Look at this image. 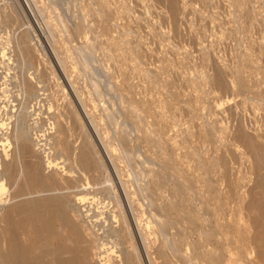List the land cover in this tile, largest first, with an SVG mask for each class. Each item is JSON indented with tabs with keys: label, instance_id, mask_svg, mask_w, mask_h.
<instances>
[{
	"label": "rangeland",
	"instance_id": "obj_1",
	"mask_svg": "<svg viewBox=\"0 0 264 264\" xmlns=\"http://www.w3.org/2000/svg\"><path fill=\"white\" fill-rule=\"evenodd\" d=\"M6 9L18 20L10 18ZM0 14L4 15L0 16V72L12 96L9 102L0 101V184L13 191L4 160L6 152L14 153V144L9 146L12 128L24 112L27 116L21 124L27 140L36 139L40 151L20 152V163L29 174L35 167L45 178L49 173L54 176L48 181L49 192L31 200L54 196L65 203L74 201L67 213L101 246L99 261H115L120 249L139 244L135 235L132 240L123 232L113 233V226L122 228L123 221L114 223L122 208L130 228L132 222L152 231V250L141 249L147 256L144 264H264V0H0ZM21 42L33 46L39 54H33L35 63L42 70L30 66L21 53L24 47L19 48ZM44 63L50 65L46 94L55 91H50L51 98L44 97L42 106L48 108L52 99L60 102L59 109L36 106L25 111L21 105L29 101L23 84L33 77L36 82ZM22 70L27 71L24 76ZM60 86L66 90L64 96L69 94L64 102L57 100ZM135 87H139L136 93ZM72 88L79 94L82 90V104L86 110L90 104L93 115L81 109L83 129L74 120L69 127L71 120L67 121L68 138L73 141L69 155L56 140L59 124L52 122L55 110L59 114L65 110L62 117L68 120L73 106L81 108ZM140 94L141 100L145 97L141 104ZM10 111L17 116L12 118ZM40 115L47 126L33 130ZM98 126L109 135L104 140L119 158L118 170L96 134ZM83 148L90 153L91 169L77 162ZM66 175L70 180L64 187ZM122 187L134 191L135 199L127 200ZM8 191L2 194L0 214L18 206L22 211L13 222H27V204L14 202ZM60 222L50 229L57 230ZM36 229L31 223L29 232L19 230L16 246L34 250ZM0 233L11 237L13 230L0 229ZM63 239L62 235L52 238L46 250L16 264H44L45 252Z\"/></svg>",
	"mask_w": 264,
	"mask_h": 264
},
{
	"label": "bare ground",
	"instance_id": "obj_2",
	"mask_svg": "<svg viewBox=\"0 0 264 264\" xmlns=\"http://www.w3.org/2000/svg\"><path fill=\"white\" fill-rule=\"evenodd\" d=\"M24 4V3H23ZM28 4V3H27ZM22 6V5H21ZM24 6H25V4H24ZM31 6V5H30ZM15 7H17V6H15ZM20 8V7H19ZM24 8V7H23ZM22 7H21V9H23ZM9 10V9H8ZM13 10V9H12ZM24 10H25V8H24ZM6 11V14L7 15H9V17L10 18H14V17H17V16H15L14 14V16L12 15V17L10 16V13L12 14V12H9V13H7V9L5 10ZM23 11V10H22ZM28 11V10H27ZM25 12H26V10H25ZM31 12H32V10H31ZM28 15V14H27ZM30 15V14H29ZM33 15H34V13H33ZM0 16H1V14H0ZM2 16H4V15H2ZM1 16V17H2ZM6 16V15H5ZM1 17H0V19H1ZM27 17V16H26ZM31 17V16H30ZM14 20H16V19H14ZM17 20H18V17H17ZM30 20V19H29ZM16 22V21H15ZM17 23V22H16ZM32 24V23H31ZM3 27V26H2ZM4 28V27H3ZM9 28V27H8ZM44 28V27H43ZM42 28V29H43ZM0 29H2L1 27H0ZM12 29V28H11ZM27 29V28H26ZM41 29V28H40ZM13 30V29H12ZM11 30V31H12ZM34 30V29H33ZM55 30V29H54ZM10 31V32H11ZM30 31V30H29ZM22 32V31H21ZM39 32V31H38ZM43 32V31H42ZM52 32H54L53 31V29L51 30V33ZM13 33V31L11 32V34ZM23 33H24V31H23ZM27 31L23 34L24 36H26L27 34ZM29 33V32H28ZM46 33H48L49 34V32H46ZM47 34V35H48ZM56 34H57V32H56ZM18 35V34H17ZM38 35V34H37ZM43 35V34H42ZM54 35V36H53ZM20 36V35H19ZM33 36L34 37H36V35H34L33 34ZM41 36V35H40ZM46 36V35H45ZM44 36V37H45ZM49 36V35H48ZM52 38H55V34H53L52 33ZM38 37V36H37ZM46 38V37H45ZM51 38V36H50V39H52ZM23 39V38H22ZM21 39V40H22ZM35 39V38H34ZM43 39V38H42ZM49 39V38H48ZM20 40V41H21ZM38 40V39H37ZM53 40V39H52ZM24 41V40H23ZM33 41V40H32ZM40 41V40H39ZM42 41V40H41ZM19 42V41H18ZM17 42V43H18ZM43 42H44V40H43ZM48 42V41H47ZM12 43V42H11ZM24 44H28V43H25V42H23ZM23 43L21 42V44L23 45ZM34 43V42H33ZM39 43V42H38ZM45 43V42H44ZM14 44V43H13ZM35 44V43H34ZM40 44V43H39ZM48 44V43H47ZM50 44V43H49ZM54 44V43H53ZM21 46V45H19V46H21V47H19L20 49H23V47H24V50L23 51H21V50H19V53H20V51H21V53L23 54V52L26 54V56H27V58L29 59V64H30V66L32 67V68H35L36 70L35 71H37L38 72V70H42L41 68L40 69H38V67L41 65L40 63L38 64H36L35 63V60H34V56H33V54L35 55V52H34V49H33V46L31 47L30 46V43H29V47L33 50V52H31V50L29 49V47L28 46ZM31 45H32V43H31ZM40 46V45H39ZM47 46V45H46ZM49 46V45H48ZM52 46V45H51ZM14 47V46H13ZM37 47V46H36ZM43 46H40V49L42 48ZM34 48H35V46H34ZM45 48V47H44ZM50 48V47H49ZM14 49V48H13ZM37 48H35V50H36ZM46 49H48L47 47H46ZM45 49V50H46ZM38 50V49H37ZM36 50V51H37ZM15 51V50H14ZM17 51V50H16ZM15 51V52H16ZM43 51V50H42ZM38 52V51H37ZM41 52V51H40ZM44 52V51H43ZM39 53V52H38ZM16 54V53H15ZM24 54V55H25ZM43 54H45V52L43 53ZM50 54V53H49ZM54 54H55V57H56V59H57V62H58V57H57V55H56V51H54ZM24 55H22V56H20V57H24ZM39 54H37V55H35V56H38ZM16 56V55H15ZM25 56V57H26ZM45 56H46V54H45ZM51 56V55H50ZM15 58H17V57H15ZM36 58V57H35ZM48 58V57H47ZM25 59V58H24ZM39 59V58H38ZM22 60V59H21ZM44 60H46V58L44 59ZM13 61V60H12ZM41 61V60H40ZM54 61V60H53ZM38 62V61H37ZM47 62V61H46ZM49 62H50V60H49ZM49 62H48V64H49ZM55 62V61H54ZM22 63H23V61H22ZM41 63H42V61H41ZM51 63V62H50ZM19 65V64H18ZM24 65V64H23ZM22 65V66H23ZM44 66V68H45V70L44 71H39L40 73H39V75H38V77H37V80H36V82L34 81V80H31V79H33V78H30V80H28L27 82H26V84L24 85L23 84V86H25V93H26V95H28V98L26 97V101L28 102V103H26V105H21V106H23L22 108H23V110H29V109H31V108H34V107H38L39 106V108L40 109H43V107H44V105L42 106V102H43V100H44V102L43 103H45V101L47 100V98H44V97H46V96H48V98H51V97H49V95H50V91L53 89H51V90H48L47 91V93L49 92V94H46V87H45V84H46V63H44L43 64ZM50 65H52V63L50 64ZM50 65H48L49 67H50ZM54 65V64H53ZM60 65V64H59ZM25 66V65H24ZM23 66V67H24ZM28 66V65H27ZM42 66V65H41ZM47 66V67H48ZM152 66H156V65H152ZM22 67V68H23ZM53 67V66H52ZM164 67V66H163ZM162 67V68H163ZM0 68H1V63H0ZM30 68V67H29ZM31 68V69H32ZM156 68V67H155ZM154 68V69H155ZM165 68V67H164ZM53 69H55L54 67H53ZM153 69V68H152ZM153 69V70H154ZM26 70V69H25ZM165 70H167V68L165 69ZM0 71H1V69H0ZM19 71V70H18ZM23 71V70H22ZM30 71V70H29ZM34 71V70H33ZM33 71H31V72H33ZM55 71V70H54ZM53 71V72H54ZM57 71V70H56ZM63 72V74H65V76L68 78V79H70V73H68V71L67 70H62ZM27 72V71H26ZM26 72H24L23 71V75H22V73H20V75H22V76H24V73L26 74ZM48 72V71H47ZM50 72H51V70H50ZM52 72V74H54ZM167 72V71H166ZM11 73V72H10ZM38 74V73H37ZM73 74V73H72ZM15 75V74H14ZM17 75H19V73L17 74ZM16 75V76H17ZM29 75V74H28ZM31 75H32V73H31ZM48 75V74H47ZM7 76V75H6ZM27 76V75H26ZM36 76V75H35ZM55 76H56V74H55ZM72 76L73 75H71V78H72ZM21 77V76H20ZM53 77V76H52ZM76 77V76H75ZM19 78V77H18ZM23 78V77H22ZM21 78V79H22ZM77 78V77H76ZM125 78V77H124ZM51 79V78H50ZM56 79V78H55ZM67 79V80H68ZM3 79H2V76H1V72H0V101L1 100H3V99H5V100H7L8 99V102H9V98H11L12 96H9V94H8V90H7V87H4V83H3V81H2ZM52 80V79H51ZM58 80V79H57ZM127 80V79H126ZM34 81V82H33ZM50 81V80H49ZM72 81V83L74 82L73 80H71ZM129 81V80H128ZM122 82V81H121ZM127 82V81H126ZM14 83H15V87H16V82L14 81ZM19 83H20V81H19ZM18 83V84H19ZM54 83V82H53ZM56 83V82H55ZM141 83H142V81H141ZM140 83V84H141ZM66 84V83H65ZM74 84H75V82H74ZM127 84H128V82H127ZM136 84V83H135ZM145 84V83H144ZM22 85V84H21ZM52 85V84H51ZM123 85V84H122ZM137 85H139V83L137 84ZM137 85H135L136 87H137ZM53 86H54V84H53ZM65 86H67V84L65 85ZM70 86V85H69ZM76 87V90H77V85H75ZM125 86H126V84H125ZM133 86V85H132ZM142 85H139V87H141ZM13 87H14V85H13ZM18 87H19V85H18ZM45 87V88H44ZM62 86H60L59 88H60V91L59 92H61L62 94H63V96H62V94H61V97H60V95H59V97H57V98H59V99H57V100H63L64 99V97H67L69 94H67V95H65L64 96V94H65V92L64 91H66L63 87L61 88ZM73 87V86H72ZM124 87V86H123ZM135 87V88H136ZM138 87V88H139ZM19 88H21V87H19ZM18 88V89H19ZM49 88H50V86H49ZM49 88H47V89H49ZM71 88V87H70ZM129 88V87H128ZM134 88V87H133ZM138 88H136L135 89V93H136V90L138 89ZM17 89V88H16ZM56 89V88H55ZM73 89V91H74V93H75V98L80 102V104H81V108L79 107V111L78 110H76V108H74V106H73V102H70L69 103V105H68V107H71V109H72V106H73V110H69V112H71V113H69L70 114V116L69 115H67V116H69V119L68 120H66V119H64L62 116L64 115V109H66L67 110V108H64L63 110V112L62 113H60L59 114V110H55V113H54V110H52L53 111V113L55 114L54 115V117H53V119H54V121L52 122V123H58L59 125H58V134H57V136H56V140L58 141V143L62 146V148H63V152H66V153H68L69 155H71L70 154V149H71V146H72V144H71V142H73V141H69V138H68V131H70V129L67 127V125L69 124V123H67V121H69V120H71V122H70V124L68 125L69 127H71V124H72V121L74 120V123L75 124H79V128H81V129H83V126H84V124H83V120H82V117H83V114H82V110L84 111V113L86 114V111L88 112V114H90V116L92 117V113H91V108L90 109H88L89 107H90V104H89V107L87 108V110H86V107H87V105H83L85 102H82V100H81V96L80 95H82V98H83V93H81V91L82 90H80V94L78 93V91H76L74 88H72ZM144 89H145V87H144ZM20 90V89H19ZM22 90H23V88H22ZM54 90V89H53ZM133 90V89H132ZM141 90H143L142 88L140 89V91ZM147 90V89H146ZM11 91V90H10ZM18 91V90H17ZM16 91V93H20V91H18L17 92ZM55 91V90H54ZM54 91L52 92L51 91V94L53 93L54 94ZM139 91V90H138ZM145 91V90H144ZM56 92H57V90H56ZM133 92H134V90H133ZM141 92H143V91H141ZM140 92V93H141ZM14 93V92H13ZM58 93V92H57ZM135 93H133V94H135ZM12 94V93H11ZM137 94H139V92L137 93ZM136 94V95H137ZM143 96H144V92L143 93H141ZM141 94H140V98H139V100H140V104H141V102H142V100L145 98H143L142 100H141ZM13 95H15V93L13 94ZM18 94H16V96H17ZM25 95V96H26ZM136 95H134V96H136ZM24 96V97H25ZM53 96V95H52ZM85 96V95H84ZM54 97H56L55 95H54ZM73 98H74V96H73ZM74 98V99H75ZM87 98V97H86ZM136 98V97H135ZM17 99H19V98H17ZM55 99V100H56ZM68 100L69 99H71V98H67ZM76 99L74 100L75 102L74 103H76ZM16 100V99H15ZM24 99H22V101H23ZM52 100V99H51ZM51 100L47 103V105H48V108L47 107H44L45 109L47 108V110L49 111V110H51V109H53V108H55V109H59V105H60V102L57 104V102L56 103H54V101H52L51 102ZM139 100H137V102L139 101ZM13 101V100H12ZM11 101V102H12ZM21 101V102H22ZM65 100H63V102H64ZM16 102H18V100L16 101ZM23 103V102H22ZM83 103V104H82ZM139 103V102H138ZM77 104V106H78V103H76ZM1 105V104H0ZM12 105V104H11ZM14 105V104H13ZM62 102H61V110H62ZM143 105V104H142ZM21 106L19 107V109L21 108ZM86 106V107H85ZM13 107V106H12ZM66 107V106H65ZM2 108V107H1ZM5 108V106L3 107V109ZM21 108V109H22ZM35 109V108H34ZM70 109V108H69ZM82 109V110H81ZM45 111L46 113L45 114H48L47 112L48 111ZM6 111H7V113H8V110H7V107H6ZM19 112V111H18ZM44 112V111H43ZM51 112V111H50ZM58 114H57V113ZM11 113H12V111H10V116L13 118L15 115H11ZM13 113H15V112H13ZM52 113V112H51ZM57 114V115H56ZM63 114V115H62ZM67 114H68V112H67ZM52 115V114H51ZM17 116V115H16ZM15 116V117H16ZM26 116H27V114H25L24 112L23 113H20L19 114V116L18 117H16V119L15 120H17V126H14V129L12 128V132H13V138H11V140H10V143H9V146L10 145H12V144H14L13 146V148H12V150L13 149H15V150H13L14 151V153H11V154H9L8 152L10 151H8V152H6L7 154H6V159L4 160L5 161V174H6V178H7V181H8V184L9 185H11V188H12V190L13 191H8L9 190V187H7L4 183L3 184H0V204H4L3 203V196H2V194L5 192V191H8V195H9V193L11 192L12 194H10V197H11V199H13L14 200V202H16V201H19V202H24V203H26L27 204V206H28V209H27V211L28 212H30V217H29V219H28V221L27 222H21V223H14L13 222V217L14 216H17L18 215V213H21V211H22V209H18L19 207L18 206H14V207H11V208H9L6 212H4L2 215L0 214V229H3V230H5L6 231V233L7 232H9V230H13V234H12V236L10 237V236H6V235H3V234H1L0 233V264H16V263H18L19 262V260L20 259H22V258H27L28 257V255L29 254H32V253H34V252H37V251H40V250H43V249H45L46 250V247H48L49 246V243H50V240L53 238V239H55V238H59L61 235L64 237V239L62 240V242H60V244H58V245H56L55 247H53L52 249H50V251L46 254V252H45V254L42 256V262L44 263V264H144L143 262L145 261L146 262V257L144 256V254L142 253V247H143V250H145L146 251V248L148 249L147 251H149V250H152V249H149V247L150 248H152L151 247V242H152V231L150 230V228L147 226V225H144V226H138L134 221V223H135V227H134V225L132 224V222L130 223L131 224V227L132 228H130V225H127V221H125L126 219H125V212L123 211V209L122 208H119L120 210H118L119 212H118V215H117V217H116V219H115V222L114 223H117L118 224V222H122L123 221V224H122V228L119 230V227H118V229H116V228H114L115 226H113V233L114 234H117L118 236H119V233H121V232H123V233H125V237L127 236H129V239H132L133 240V237H131V235H135L136 237H137V240H138V238H139V240H138V245L136 246V245H131L132 247V249H130V250H127L126 249V251H121V250H124V249H120V253H119V256H115L116 258H118L117 260H115V261H113V260H108V261H105V262H101V261H99V257L101 258L102 257V252H101V246L97 243V241L96 240H93V239H91V237H88V234H87V231H86V228H84V226L83 225H81V223L77 220V219H75L74 217H72L70 214H68L67 212H68V209L70 208V206H71V204L74 202V201H71V200H68L66 203L64 202V201H62L61 199H59V198H57V197H54V196H46V197H44V198H40V199H37V200H31L35 195H38L39 193L41 194V193H43V192H49V189H47L48 187H49V184H48V181H50V180H54V176H53V174H50L49 173V175H48V178H45L44 177V172H42V170H40V169H35V167H33L31 170H33V172H31V174H29V173H27L26 172V167H22V165H21V163H20V157L18 156V154L20 153V152H23V151H27L28 153H31V154H33V155H35V154H38L39 153V151H40V148H39V143L36 141V139H34V140H32L31 141V143H29L28 142V140H27V135H26V132H25V130H24V125H22L21 124V122L24 120L25 121V119H26ZM51 117V116H50ZM91 117H90V119H88V120H91ZM71 118V119H70ZM31 119V118H30ZM51 119V118H50ZM47 120H49V119H47ZM28 121V120H27ZM52 121V120H51ZM93 121H95V120H93ZM92 121V122H93ZM87 122V121H86ZM96 122H97V120H96ZM96 122H93V125H94V123H96ZM52 123L50 122V125H52ZM90 123H91V121H90ZM90 123H89V125H90ZM97 124V123H96ZM3 125V124H2ZM30 125V124H29ZM28 125V126H29ZM49 125V124H48ZM92 125V126H93ZM31 126V125H30ZM43 126L45 127V126H47L46 125V120H44V119H42L41 118V115H40V118L38 117L37 118V120H36V126H33V130H37L36 129V127H38V128H43ZM72 126H74V127H72V128H75L76 126L75 125H72ZM1 127H3V126H1ZM89 127V126H88ZM94 127V126H93ZM92 127V128H93ZM95 127H97V125L95 126ZM100 126H98V130H96L97 132H96V134H98L99 136L98 137H100L99 138V140H101L102 142H103V147H104V149L105 150H107L106 151V154L108 155V158L110 159V161H111V163H112V166L113 167H115V169H117L118 170V167H116V163H117V161H118V157H117V155H116V153L113 151V149H111L110 147H109V144H108V142H105V138H108L109 137V135H108V133H106V131H104L103 132V130H101L100 128H99ZM10 128V129H11ZM103 128H104V126H103ZM28 129V128H27ZM90 129H91V127H90ZM95 129V128H94ZM92 130V129H91ZM73 131H75V129L73 130ZM78 131H81V130H79L78 129ZM90 131V130H89ZM91 133V132H90ZM89 133V134H90ZM94 133V132H93ZM12 134V133H11ZM73 134V133H72ZM86 134V133H85ZM71 135V134H70ZM69 135V136H70ZM76 135V134H75ZM82 135V134H81ZM92 135V134H91ZM107 135H108V137H107ZM87 136V135H86ZM79 137V136H78ZM96 138V137H95ZM109 139V138H108ZM84 140V139H83ZM95 140V139H94ZM75 141V140H74ZM81 141H82V138H81ZM100 141V142H101ZM76 142H80V141H76ZM81 143H83V142H80V144ZM85 143H86V141H85ZM91 143V142H90ZM79 144V145H80ZM84 144V143H83ZM92 144V143H91ZM94 144V143H93ZM91 145L92 147L94 146V145ZM102 144V143H101ZM97 145H99V144H97ZM101 146V148H103L102 147V145H100ZM100 146H98V147H100ZM87 147H88V145H87ZM95 147V146H94ZM10 149V148H9ZM86 149L87 148H83V150L82 151H79V152H81L80 154H79V160L77 159V162H78V164H79V166L81 167V168H84V169H91V164L92 163H90V159H91V157H90V153L88 152V151H86ZM72 150V149H71ZM102 150V149H101ZM100 151V150H99ZM98 151V152H99ZM103 151V150H102ZM102 151H101V153H102ZM72 152V151H71ZM97 152V151H96ZM95 153V152H94ZM68 154L66 155L65 153H64V155H66V156H68ZM96 154V153H95ZM101 155V154H100ZM99 155V156H100ZM103 155V154H102ZM105 155V154H104ZM104 155L102 156V157H104ZM63 156V155H62ZM65 156V157H66ZM78 156V155H77ZM69 157V156H68ZM64 158V157H63ZM67 158V157H66ZM225 159V158H224ZM105 160V159H104ZM52 161H54V160H51V162ZM99 161V160H98ZM97 161V162H98ZM101 161V160H100ZM99 161V162H100ZM226 161V160H225ZM48 162H50V160L48 161ZM50 162V163H51ZM89 162V163H88ZM98 162V163H99ZM108 162V161H107ZM227 162V161H226ZM50 163H49V165H50ZM225 163V162H224ZM101 164V163H100ZM48 165V167H50ZM55 165V164H54ZM57 165V164H56ZM107 165V164H106ZM104 166L103 165V167H107V166ZM109 165H110V163H109ZM53 166V165H52ZM100 166H102V164L100 165ZM97 167V166H96ZM110 167V166H109ZM50 168H52V167H50ZM102 168V167H101ZM108 168V167H107ZM106 168V169H107ZM55 169V168H54ZM54 169H53V171H54ZM97 169H98V167H97ZM116 170V171H117ZM52 171V170H51ZM107 171V170H106ZM109 171H110V169H109ZM49 172V171H48ZM104 172V171H103ZM111 172V171H110ZM118 172V171H117ZM113 176V175H112ZM108 177V176H107ZM109 178H110V176H109ZM109 178H107V179H109ZM0 179L1 180H3L2 179V177H0ZM1 180H0V183H1ZM67 180H70V176L69 175H66L65 176V178L63 179V185H64V187H66V182L65 181H67ZM110 180L112 181V179L110 178ZM110 180H108V181H110ZM110 181V182H111ZM107 182V181H106ZM110 182H108V184L110 183ZM123 189H124V192H125V195H126V198H127V200L129 199V201H132V200H134L135 199V196H136V193L134 192V191H130V190H127V189H125L124 187H122ZM67 193H70V192H68L67 191ZM110 194V193H109ZM135 194V195H134ZM7 195V196H8ZM108 196H110V195H108ZM120 196V195H119ZM10 197L8 196V198H9V200H10ZM101 198V197H100ZM103 198V197H102ZM110 198V197H109ZM95 199H98V198H96L95 197ZM121 199V198H120ZM122 200V199H121ZM11 201V200H10ZM9 201V202H10ZM5 202V201H4ZM128 203H130V202H128ZM121 207H123V206H121ZM125 209V208H124ZM60 216H62V223L60 222L61 221V219H60ZM133 218V217H132ZM56 222H60V226L61 227H59L57 230H55V231H52L51 229H50V227H51V225L53 224V223H56ZM31 223H35L36 225H37V229H36V234L34 235V237H33V240L35 241V244H36V248L34 249V250H32V249H25V248H23V247H21V246H19V245H17L16 246V242L17 241H19V230H21V231H23V233L25 232V233H27V232H29V226H30V224ZM105 223H107L106 221H105ZM116 224V225H117ZM115 225V224H114ZM129 226V227H128ZM131 229V230H130ZM119 230V231H118ZM131 231V232H130ZM127 239V238H126ZM125 242V241H124ZM133 242V241H132ZM151 244V245H150ZM150 245V246H149ZM120 246H121V244H120ZM90 247H91V249H92V251L90 250ZM130 248V247H129ZM154 249V248H153ZM146 251V252H147ZM147 254V253H146ZM143 260V261H142ZM148 261V260H147ZM150 262V261H149ZM147 263V262H146ZM150 264V263H149Z\"/></svg>",
	"mask_w": 264,
	"mask_h": 264
}]
</instances>
